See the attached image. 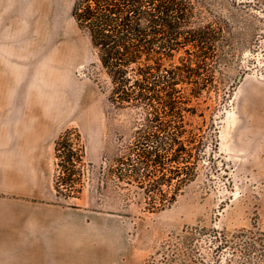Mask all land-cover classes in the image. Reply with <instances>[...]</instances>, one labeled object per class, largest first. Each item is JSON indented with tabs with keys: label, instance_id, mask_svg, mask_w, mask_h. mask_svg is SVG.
Segmentation results:
<instances>
[{
	"label": "rangeland",
	"instance_id": "obj_1",
	"mask_svg": "<svg viewBox=\"0 0 264 264\" xmlns=\"http://www.w3.org/2000/svg\"><path fill=\"white\" fill-rule=\"evenodd\" d=\"M194 1L205 21L228 22L227 37H235L232 45L222 43L216 62L206 64L214 73L203 78L214 79L219 88L200 99L206 121L192 119L206 138L217 135L218 148L208 143L197 178L175 204L151 211L135 187L120 188L106 176L138 115L111 108L90 41L72 17L74 0H0V89L29 91L30 115L53 122V141L73 128L86 150L80 198L57 199L123 222L129 250L140 264L164 261L161 246L188 227L208 230L203 251L209 256L213 229L229 235L264 232V37L255 48L246 31L247 23L263 30L264 21L250 17L247 0ZM51 164L54 181L55 155ZM229 256L225 249L223 258Z\"/></svg>",
	"mask_w": 264,
	"mask_h": 264
},
{
	"label": "trees",
	"instance_id": "obj_2",
	"mask_svg": "<svg viewBox=\"0 0 264 264\" xmlns=\"http://www.w3.org/2000/svg\"><path fill=\"white\" fill-rule=\"evenodd\" d=\"M244 6L252 19L264 21V0H247ZM71 14L90 41L111 108L138 115L121 138L107 178L120 188L135 187L151 211L171 207L197 178L208 143L218 148L217 135L206 138L192 119L206 121L200 99L204 92H218L214 79L205 81L203 75L213 76L206 64L219 59L222 43H235L227 37L230 24L216 17L205 21L194 0H74ZM246 31L261 48L264 29L254 31L247 23ZM85 157L76 129L55 140L58 197L80 198ZM207 234L200 225L188 227L161 246L164 261L153 258L147 264H264V232L229 235L213 229L210 256L203 251ZM225 249L230 256L223 258Z\"/></svg>",
	"mask_w": 264,
	"mask_h": 264
},
{
	"label": "crops",
	"instance_id": "obj_3",
	"mask_svg": "<svg viewBox=\"0 0 264 264\" xmlns=\"http://www.w3.org/2000/svg\"><path fill=\"white\" fill-rule=\"evenodd\" d=\"M29 94L0 89V264H140L123 222L57 199L54 125Z\"/></svg>",
	"mask_w": 264,
	"mask_h": 264
},
{
	"label": "bare ground",
	"instance_id": "obj_4",
	"mask_svg": "<svg viewBox=\"0 0 264 264\" xmlns=\"http://www.w3.org/2000/svg\"><path fill=\"white\" fill-rule=\"evenodd\" d=\"M63 106H64V105H63ZM61 110H62L63 113H67V112H68V111L66 110V108H64V107H63ZM63 116H65V114H63Z\"/></svg>",
	"mask_w": 264,
	"mask_h": 264
}]
</instances>
